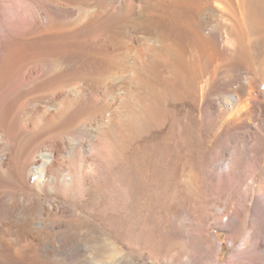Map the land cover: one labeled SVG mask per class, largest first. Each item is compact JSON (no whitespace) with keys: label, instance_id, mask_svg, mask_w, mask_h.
Segmentation results:
<instances>
[{"label":"bare ground","instance_id":"1","mask_svg":"<svg viewBox=\"0 0 264 264\" xmlns=\"http://www.w3.org/2000/svg\"><path fill=\"white\" fill-rule=\"evenodd\" d=\"M170 98L201 112L239 194L232 244L250 225L225 264H264V0H0V264H140L115 240L97 259L65 219L72 202L120 197L115 167L164 128ZM187 235L180 264H218L209 230Z\"/></svg>","mask_w":264,"mask_h":264},{"label":"rangeland","instance_id":"2","mask_svg":"<svg viewBox=\"0 0 264 264\" xmlns=\"http://www.w3.org/2000/svg\"><path fill=\"white\" fill-rule=\"evenodd\" d=\"M166 106L169 118L164 128L139 138L115 167L113 180L120 197L111 200L110 192L106 191L107 194H93L87 200L72 202L70 208L76 214H68L65 221L70 225V234L87 232L92 236L89 242L95 247L97 259L104 258L98 248L115 240L125 249L126 256L138 258L140 264L186 262L188 253L195 252L187 232H196L202 225L218 241L214 251H220L218 264H225L232 253L243 248L250 231L244 220L239 231L232 232L235 236L232 244L230 229L225 225L228 211L238 202L239 194L232 189L236 181L230 183L232 190H228L218 179L220 172L213 166L216 159L213 133L204 126L201 112L189 104L177 105L171 98ZM172 109L178 111L176 116ZM186 116L188 123L184 120ZM176 120L186 125L185 145L174 143L178 141L172 135L176 133L173 128ZM179 154L189 157L185 171L180 169ZM217 210L223 213L221 219L217 218ZM133 244L136 247H128Z\"/></svg>","mask_w":264,"mask_h":264}]
</instances>
